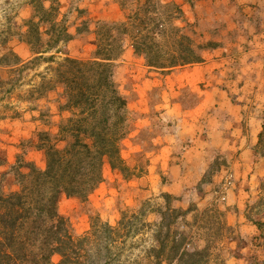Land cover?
<instances>
[{
    "label": "trees",
    "instance_id": "trees-1",
    "mask_svg": "<svg viewBox=\"0 0 264 264\" xmlns=\"http://www.w3.org/2000/svg\"><path fill=\"white\" fill-rule=\"evenodd\" d=\"M32 2L21 38L30 46L32 57L25 60L11 48L0 57V65L17 66L19 73L47 64L40 83L30 91L29 101L34 105L23 116L34 123L30 136L19 142L14 159L6 151L0 156V264H97L87 247L90 239L71 233L59 205L62 196L87 200L105 181L107 164L121 173L129 170L121 155V143L130 128L129 101L116 79V61L129 45L135 57L164 77L177 68L205 62L204 52L225 41L214 39L219 35L216 30L203 33L197 14L191 19L177 0H116L125 12L123 19L95 21L94 29L86 18L74 31L71 9L63 14L60 0ZM188 2L194 5V0ZM91 33L96 42L90 57H75L65 49ZM242 52H232L225 59L223 67L229 76L218 81L221 87L227 89L242 69ZM54 93L59 120H54L48 103ZM42 99L47 103L38 105ZM162 131L156 127L155 136ZM263 147L262 121L257 145L261 156ZM33 152H40L44 162L33 158ZM223 162L216 157L201 183L212 182ZM228 171L213 186L214 191L222 187ZM187 212L170 206L161 212L154 233L157 245L152 248L156 264L209 262L208 245L188 249L187 237L172 231L173 222ZM251 220L257 229L253 246L264 254V215ZM259 258L254 255L255 264L264 263Z\"/></svg>",
    "mask_w": 264,
    "mask_h": 264
},
{
    "label": "rangeland",
    "instance_id": "rangeland-1",
    "mask_svg": "<svg viewBox=\"0 0 264 264\" xmlns=\"http://www.w3.org/2000/svg\"><path fill=\"white\" fill-rule=\"evenodd\" d=\"M60 1L63 14L71 9L69 21L73 31L77 26H82L86 18L91 20V27L95 29V21L121 20L125 15L116 0ZM177 1L184 4L191 19L199 14L202 26L212 32L218 31L227 43L241 39L243 46L239 48L240 51L249 47L247 39H250L248 36L251 28L256 32L264 29V0H194L193 6L188 0ZM32 7V0H0V57L9 50L10 45L19 51L23 59L32 57L30 46L21 40L27 30L26 23L32 14ZM10 38L12 43L7 45L8 48L2 47ZM95 42L96 35L91 33L70 42L65 49L72 56L88 58L95 49ZM130 50L131 47L127 45L116 61V79L129 101L130 128L121 143V155L129 170L126 174L121 173L112 170L107 164L105 181L101 186L87 200L62 196L60 212L67 218L70 231L75 237L88 236L90 240L87 247L97 264H156L152 248L157 245L154 233L158 230L157 224L161 222V212L167 206L188 210L173 222L172 231L187 237L185 242L189 243L186 244L188 249L210 245L209 260L216 255L214 247L224 233V211L219 206L221 200L213 188L205 190L198 184L195 189L190 190L189 205L183 207L181 201L173 196L167 197L161 188L150 187L152 182L149 176L156 168L149 167L147 155L155 147L152 138L156 127L160 131L166 129L168 120L159 115L162 119L156 118L158 122L154 127L145 126L147 124L140 126L137 107L148 102L151 103L149 112H163L158 108L167 95V83L158 72L144 67L143 59L132 55ZM46 66L47 64H42L19 73L16 71L17 66L0 65V156L6 151L14 159L19 142L30 136V123L23 116L29 114L28 107L34 105L29 101L30 91L40 83V73ZM56 96L55 93L52 94L48 103L52 107L54 120H59L54 100ZM230 96L233 102L246 104L248 109L257 107L259 119L264 122L263 94L246 91L245 94L233 93ZM201 97L196 88L188 86L181 89L175 99L192 106L201 101ZM170 99L172 100V96ZM45 103L44 99L37 102L41 106ZM34 113L38 115V111ZM7 143L10 148L3 147ZM262 152L264 153V147ZM32 157L39 163L44 162L41 154L34 152ZM154 175L157 176L154 177L156 181H164L162 176L159 177V172ZM235 186L236 183L229 191ZM262 186L263 191L248 204L247 215L251 219H259L264 215V181ZM110 226L116 230L110 229ZM59 259L58 255L54 257L55 261ZM175 263L177 262L173 264Z\"/></svg>",
    "mask_w": 264,
    "mask_h": 264
},
{
    "label": "crops",
    "instance_id": "crops-1",
    "mask_svg": "<svg viewBox=\"0 0 264 264\" xmlns=\"http://www.w3.org/2000/svg\"><path fill=\"white\" fill-rule=\"evenodd\" d=\"M199 25L203 33L209 31L200 21ZM248 38L249 47L242 52L244 65L237 77L229 81L227 89L221 87L218 81H225L229 76L223 67L224 62L232 52L243 46L241 39L228 43L224 40L223 46L204 52L205 62L180 67L165 75L167 95L158 108L163 112H149L151 103L148 102L137 107L140 126L147 124L145 126L154 127L157 120L162 119L159 115L168 120L165 124L167 128L153 136L155 147L147 155L149 167L156 168L155 173L149 174L151 188H161L162 192L177 198L186 207L191 189L201 184L210 191L223 179L226 171L234 172L236 186L228 192L227 199L219 203L224 211V233L214 247L216 255L207 264H255V254L264 260L263 250L253 246L252 239L257 229L247 215L248 204L263 191L264 156L257 150L262 121L257 107L248 109L246 104L233 102L230 96L233 93L245 94L246 91L264 95V29L256 32L251 28ZM214 39L223 40L219 35ZM11 43L10 38L2 47L8 48ZM16 52L19 53L18 50ZM129 52L133 55L132 47ZM242 81L244 84L240 85ZM188 86L196 88L202 96L201 101L192 106L175 99L181 89ZM27 121L30 133L34 123L31 125L28 118ZM3 147L11 146L7 143ZM218 156L224 160L220 170L212 182L201 183L210 164ZM157 172L164 181L155 180Z\"/></svg>",
    "mask_w": 264,
    "mask_h": 264
},
{
    "label": "built area",
    "instance_id": "built-area-1",
    "mask_svg": "<svg viewBox=\"0 0 264 264\" xmlns=\"http://www.w3.org/2000/svg\"><path fill=\"white\" fill-rule=\"evenodd\" d=\"M235 175L232 170H229L222 187L217 191V195L220 200L225 201L227 199L228 191L234 186Z\"/></svg>",
    "mask_w": 264,
    "mask_h": 264
}]
</instances>
